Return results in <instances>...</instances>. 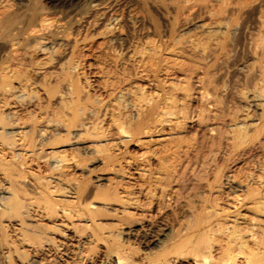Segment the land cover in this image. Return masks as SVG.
Returning a JSON list of instances; mask_svg holds the SVG:
<instances>
[{
    "label": "bare ground",
    "instance_id": "obj_1",
    "mask_svg": "<svg viewBox=\"0 0 264 264\" xmlns=\"http://www.w3.org/2000/svg\"><path fill=\"white\" fill-rule=\"evenodd\" d=\"M54 1L69 8L0 0V264H264V167L250 175L255 187L244 186L193 158L196 129L212 132L219 116L213 70L248 1L137 0L151 36L139 41L119 32L122 18L107 12L114 0ZM192 12L208 17L196 32ZM256 18L264 31V10ZM105 40L116 53L109 65L93 63L99 95L82 51ZM249 43L255 81L241 96L257 117L225 113L235 152L264 126V32ZM91 163L105 172L93 182L76 174ZM226 184L244 192L222 199ZM172 207L184 216L152 234L155 249L139 258L129 238L153 208Z\"/></svg>",
    "mask_w": 264,
    "mask_h": 264
},
{
    "label": "rangeland",
    "instance_id": "obj_2",
    "mask_svg": "<svg viewBox=\"0 0 264 264\" xmlns=\"http://www.w3.org/2000/svg\"><path fill=\"white\" fill-rule=\"evenodd\" d=\"M8 1L12 5L18 6L24 0H8ZM37 1L40 4H42L46 8V10H48L50 13H56V12H59V10L62 12H66L67 9L69 8L66 6H64L65 8L61 7L62 5L60 3L54 1V0H37ZM111 1H113V0H111ZM242 1H248V4H246L247 6L243 10V12L241 14L237 15V17L235 18V21L237 24L236 30L229 34V38H228V40L225 44V47H224V50L227 54L226 59H224V60L222 59V60L218 61V63H217L218 65L216 64L217 66L215 65L214 70H213V71H215V75H216L215 79H216L217 84H218V92H217L218 110L212 116L213 117L217 116V113L219 116L213 118L211 115L210 116L208 115V119H206L205 118L206 116H204L205 121L206 120H207L206 122L209 121L208 125L211 121L209 117L213 118L212 119L213 121H211V123H210L211 126L209 125V127H213L212 128L213 134H212V132L207 131L208 130L207 128H206L207 130H205V128H203V127H201V129L197 128L196 131H195L196 127L192 128L195 131L194 139L196 140V136L199 139V141L194 140V143L198 141V143H196L195 145L198 144L200 146V147L197 146L199 149H197V148L195 149V146H194V150H196L197 152L199 150V155L195 151L196 154L194 153V156L198 155V157L197 156L193 157V154H192V157L194 159H198L199 156L202 155L201 156L202 159H204L203 157H205V159H204L205 161H206V159L209 160V164H208V161H206L207 167L209 166V167L213 168L214 165H218L219 167L224 169L223 171L229 170L230 173L233 174V178L235 179L234 182H236L238 180L239 181L242 180L244 186H248V184H249V186L250 185L252 186L255 183H252L249 181V178L251 177L250 175H252V174H253V176H254V174L259 175L258 172L260 173L262 171V167H264V165H262V164H264V126L261 128H260V126L257 127L256 134H254V137L255 136L256 137L253 138L252 141H250V142H252V143L254 142V143H253V145H252V143L250 145L247 144L248 148L245 146L242 149H238V151L236 150V152L230 151L231 149L229 147V144L227 142H225V141H227L225 139V136H226L225 134H228V128L230 127V125H229L230 123H228L229 121H228V119H226V118H228V117H226L227 114H225V113L228 112L229 113L228 116H230L231 114L232 115L236 114L239 116H243V114H246V115H248L247 118L249 120L250 119L254 120L257 117V111L254 109V107H252V105L249 102H246L245 100H243L241 95L243 94L242 93L243 91L245 93V90L246 91H248L247 89L250 90L251 89L250 87H252L251 85L255 81L254 75L252 74L253 70L251 69V66L253 63V59H252L253 56H252L251 48L249 46L250 45L249 42L259 32H264L260 29L259 23H258L257 18H256L258 10L259 9L264 10V0H242ZM75 6L77 7L76 2L73 3L72 7H75ZM110 6L111 5H109V7ZM108 11L113 12L122 18V20L120 22L121 26L118 29L119 32H122L123 34L125 32H126L125 34H129V32H133L134 36L137 35L136 37L138 38V41H139V39H142V38L144 39L145 35H147L148 37H151L147 33V31H149L148 14L139 5L137 0H114L113 4L111 6V9L109 8L107 10V12ZM70 13H72V12H70ZM150 13L154 17H156L158 19V21H160V23H163V19L159 16V14L154 9L151 10ZM188 17H189V19H191V22L188 25V29H189L188 31L189 32L198 31L199 30V28L197 27L198 24L208 22V17L206 14H200L198 16L197 13L192 12ZM129 26H131V27L134 26V27L132 28V30H130L131 27H129ZM136 31L137 32L139 31V33L140 32L141 33L137 34ZM142 34H144V35L141 36ZM132 36L129 35L130 38ZM136 37H133L134 39L131 38L130 42L131 43L133 42L135 44L137 42ZM133 40H135V42ZM107 41L108 40H105L103 42L105 44L103 45V48H101L100 50L98 48H96L97 47V46H95L96 44L95 45L93 44L89 48H87V50L82 51V53L89 56V58L87 57L88 59L86 58V61H87L86 63H89V62L91 63V65H90V63L89 64L85 63L86 64L84 67L85 77L87 76L86 78L91 83L92 92L99 94V95H103V92H102V90H100L101 89V87H100L101 85L99 84L100 79L97 76H94V74L96 73V71L94 72V70H96V65L99 62L104 63V64H108V65L111 64V61L109 60L110 59L109 56H110V54H113L114 52L116 53V50H113V47H111V43L108 41L110 44L109 45ZM109 61H110V63H109ZM93 63L94 64L97 63L95 65V67L93 66L94 65ZM91 66H93V68ZM247 71H248V74H246ZM93 72H94V74H93ZM98 85H100V86H98ZM219 113L222 114V116H224V117H221V115ZM204 118L202 119V121L204 120ZM245 121L248 122L247 119ZM192 129L188 128L187 132L184 133V135H186L187 137H188V135L191 136L193 134L192 132H194V131H192ZM252 129H253L252 126L248 127L249 133H252V131H251ZM259 129H260V131L257 132V130H259ZM229 130H230V128H229ZM261 131H262V134H261ZM204 132H206L207 134L206 133L204 134ZM214 132L218 133V134H215ZM258 133H260V134H258ZM223 135H224V137H223ZM220 136H222L223 139H225V140H221L222 137H220ZM257 136L260 138H257ZM255 139H257L256 142H255ZM62 143H66V142H62ZM200 143H202L203 146ZM133 147L134 146L128 147V150L130 153H133V151H134V153H135V151L137 152V149L135 147L134 148ZM61 148H66L67 149L66 151H69V149H70V151L72 150V152H74V151L76 152L75 148H72L70 146V144H68V143H67V145H65V147H61ZM227 148H229L230 150ZM201 149H204V150L201 151ZM228 151L231 153H229ZM200 159L201 158H199L198 160H200ZM210 159H213V160H211L212 166L210 165ZM220 164H222V165H220ZM260 166H261V169H258ZM87 168L90 170L89 173H86L84 171H76V174H78V175L87 174V177H88L90 182H93L92 180H94L95 176L96 177L97 176H104V174H105V172L101 169L100 165L97 163L88 164ZM258 170H261V171H258ZM201 173H203V175H204L203 171ZM261 174L262 173H260L259 177L261 176ZM203 175L201 174V176H203ZM260 179L262 181V186L264 187V185H263V182H264L263 179L264 178H262V176H261ZM255 185H257V184H255ZM255 185H254V187H255ZM226 186H227V184L225 185V188H223V192L222 191L220 192L221 193L220 197L222 199H225V197L227 195H231L232 193L233 194L234 193L239 194V193L244 192V191L240 192L241 190L240 191L237 190V193H236V190H234V188L232 190L231 189L232 187H230V185L227 186L228 188H226ZM242 188H243V186H242ZM154 208L151 210L152 212L150 211L151 213L149 212L145 216V218H146L148 216V214H150L148 217L149 218L151 217V221L150 220L148 221V217H147L145 220L147 222L144 221L145 225L143 224V226H142L143 229L142 228H139V230L137 229L138 233H139V231H141L139 234L142 233L141 234L142 236L139 235L138 233L137 234L135 233L134 236L136 238L133 236H131L132 238L131 237L129 238L130 245L133 247V249H135L138 257L142 258V259L147 258L148 254H150L151 251H153L155 249V247L153 246L151 241L155 237H157L155 235H158L160 233V231L164 228V226H166L165 223L167 225L169 223L175 224L174 221L176 219L177 220H178V218L181 219L184 216V213L182 211H180V209H178L177 207L175 209H173V207H172V209H170V210H168V208L162 209L161 210V211H163L162 213L159 212L160 210L158 211V209H154ZM156 211L160 214H158ZM244 213L248 214L245 211H244ZM177 220H176V222H177ZM147 227H149V228H147ZM144 229L145 230L150 229V230L144 231ZM142 230H143V232H142ZM150 232H151V234H150ZM146 234H148V235H146ZM152 234L155 236V237L154 236L152 237L153 239L151 238ZM143 235H144V237H143ZM140 236H141V238L143 237V239H141ZM145 238H147V240H145ZM149 239H151V240H149ZM142 240H144V241H142ZM138 260H140V259H138ZM54 264H67V263L62 262V261H56Z\"/></svg>",
    "mask_w": 264,
    "mask_h": 264
}]
</instances>
